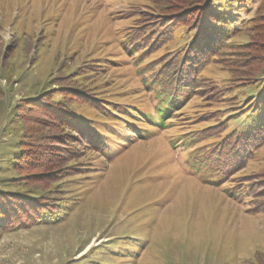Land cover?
Masks as SVG:
<instances>
[{
    "label": "rangeland",
    "instance_id": "1",
    "mask_svg": "<svg viewBox=\"0 0 264 264\" xmlns=\"http://www.w3.org/2000/svg\"><path fill=\"white\" fill-rule=\"evenodd\" d=\"M163 3L0 0V191L20 193L27 183L20 178L32 174L11 168L24 128L33 123L42 139L64 134L47 117L28 112L25 101L66 88L90 102L72 106L78 135L65 131L73 138V157L63 165L72 169L62 184L71 196L66 215L2 234L0 264H264V145L242 158L239 172L224 169L222 181L201 155L220 141L210 137V127L224 131L220 138L245 127L230 117L235 99L223 103L218 91L242 99L257 90H224L229 80H241L231 74L240 68L230 65L236 53L229 50L224 61L202 68L204 84L217 90L213 104L198 92L164 125H153L156 89L144 83L158 62L183 46L184 29L175 23L141 61L127 52L126 36L140 21L165 13ZM141 16L148 18L137 20ZM244 33L235 45L249 41L252 49L239 53L247 65L240 72L264 60L262 18ZM14 185L21 189L8 187Z\"/></svg>",
    "mask_w": 264,
    "mask_h": 264
},
{
    "label": "trees",
    "instance_id": "2",
    "mask_svg": "<svg viewBox=\"0 0 264 264\" xmlns=\"http://www.w3.org/2000/svg\"><path fill=\"white\" fill-rule=\"evenodd\" d=\"M263 3L264 0H164L162 6L164 12L171 11L173 14H158L157 18L153 21L151 19L146 24L140 21L136 24V28L129 30L126 36V42L131 45L127 52L137 53L138 59L136 60L141 61L146 52L156 51L159 42H163V39L169 35L175 23L184 29L183 46L178 50H172L158 62L157 65H160V68H153L154 72L149 78L150 83H144L150 91L156 89L158 105L151 121L153 125L158 126L164 125L170 116L176 115L180 109L185 108L198 92L205 91V96L210 97L213 104L217 90L215 91L213 86L208 87L209 82L207 85L204 84V81L208 79L201 75L202 68L211 60L224 61L223 55L232 49L235 50L236 56L230 59L229 63L232 66L239 63L240 69L231 68L230 70L235 79L241 80L237 82L233 79L229 80L228 87H224V90H227L229 94L235 90L254 88L257 93L254 96L250 95L247 98L243 96L242 99L238 97L236 99L235 96L225 97L226 94L222 90L218 91L220 101L223 103L235 99L232 106H236L232 109H236V113L230 117L232 120L242 119L238 127L245 124L244 129H237L229 135L223 134L222 138L220 135L224 131L219 133L218 126L212 130L211 127L209 128L212 134L210 137L220 139V141L216 142V146L211 148V151H206L201 155L206 162L210 163L212 171L220 173L221 176L219 173L216 175L221 181L225 180L222 174L224 169L226 173L239 172L245 160L242 158L249 153L251 155L254 150L264 145V60L255 65L256 68L253 66L245 72H240L247 65H245L244 56H240L239 53L250 51L252 46L249 41L244 46H237L234 42V39L243 31L244 34L252 31L255 22L260 18L264 22V9L261 7ZM248 12L251 13L250 18L248 20L242 18ZM147 18V16H141L137 20ZM150 23L152 27H149ZM149 28L151 31H148ZM163 34L166 36L163 37ZM212 57L214 58L210 59ZM81 94L60 88L54 93L42 94L39 96L41 100L37 98L23 103L28 112H38L47 117L51 124L56 125L64 134H61L62 137L53 136L42 139L39 136L40 129L34 128L33 123L30 128H24L21 139L15 147L16 152L11 168L21 174L25 172L32 174L20 178L27 180L26 186H21L23 189L20 193L0 191V236L32 225H51L66 215L67 204L71 196L62 184L66 183V178L71 176L69 171L72 169L71 166L63 165L73 157V150L71 151L70 148L73 138L69 139V136H66L68 137L66 141L64 136L65 131H69L68 134L74 132L78 135L76 129L80 125L79 120L72 116L73 105L90 103L89 99L85 98L84 101ZM57 97L60 99L59 103L56 102ZM241 101L245 102L240 104ZM114 112L118 113V111ZM199 138L202 139L203 136ZM199 138L195 140L198 141ZM42 140L47 142L42 143ZM49 143H59L63 146L58 148ZM76 143L79 141L76 140ZM34 159L39 160V164ZM35 163L39 166H34ZM220 163L223 169L213 166H220ZM38 183L43 185L42 190L39 187L29 186ZM55 183H59L58 190L51 187ZM19 186L8 187L21 189ZM234 197L237 198V195ZM262 199L260 209H264V194H262Z\"/></svg>",
    "mask_w": 264,
    "mask_h": 264
}]
</instances>
